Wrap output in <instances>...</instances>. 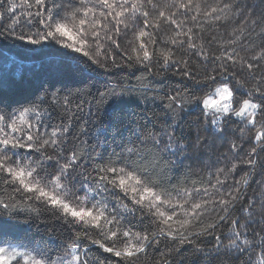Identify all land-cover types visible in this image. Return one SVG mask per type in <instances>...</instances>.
<instances>
[{
  "label": "snow or ice",
  "instance_id": "1",
  "mask_svg": "<svg viewBox=\"0 0 264 264\" xmlns=\"http://www.w3.org/2000/svg\"><path fill=\"white\" fill-rule=\"evenodd\" d=\"M220 29L228 38L206 50L204 33ZM129 32L126 66L155 62L211 92L174 88L166 107L177 116L159 128L132 114L109 128L90 108L74 134L83 96L96 113L126 103L131 90L106 84L94 95L92 81L122 66L115 54ZM24 80L33 96L6 100ZM186 96L202 105V120L187 122L191 138L178 119ZM123 132L120 152L106 158L109 138ZM217 140L235 160L217 153ZM213 155L208 187L168 175ZM241 165L249 171L229 183ZM253 176L264 184V0H0V264H264V190L249 194ZM210 215L218 219L205 224ZM161 244L160 259L150 258Z\"/></svg>",
  "mask_w": 264,
  "mask_h": 264
},
{
  "label": "trees",
  "instance_id": "2",
  "mask_svg": "<svg viewBox=\"0 0 264 264\" xmlns=\"http://www.w3.org/2000/svg\"><path fill=\"white\" fill-rule=\"evenodd\" d=\"M220 33H223L222 37ZM213 36H215V39H213ZM132 38V33L129 32L128 36L121 41L122 49L115 54L116 63L122 66L112 67L110 63V70L92 81V83L96 85V87L92 89L94 95L97 89L103 91L106 84L115 86L118 92L121 89L131 90L125 95L126 103L109 102L101 106V113H96L97 105L93 101V98L91 96H83L81 99L85 101V103H83L82 112L78 114L77 120H74V134L79 132L80 128L83 126V121L89 119L90 108L94 114H102L103 120L109 128L119 127L121 123L128 118L129 114L134 115L140 125L148 128H152L153 125H155L159 128L166 122L171 123L173 117L177 116L176 112H172L166 107L168 103L167 94H170L174 88L182 87L187 84L188 92L191 93L195 90V95L198 97H205L211 92V89H201L200 86H193L191 81L182 80L180 75L175 74V69L164 72L155 62H153L150 68L136 65L134 62L132 67L126 66L127 61L123 53L124 50L128 48V41ZM227 38L228 33L224 29H220L219 31L210 30L204 33L203 43L205 44L206 50H208L209 47H219L222 39L226 40ZM160 39L163 40L166 39V37H161ZM209 41H211V45H209ZM160 46L163 47L162 44ZM192 63L195 64L196 59H193ZM200 74L203 75L202 68ZM243 78L246 79L247 74H245ZM17 79H19V74H17ZM35 91L36 89L27 80H24L14 85L11 89L6 88L5 99L26 102L33 96ZM79 102L80 101L73 100V106ZM201 108L202 105L192 103L189 96L185 97L183 111L178 112V119L183 126L180 130L183 131L185 137L191 138L193 135L192 128L186 126L187 122H195L198 118L202 120ZM237 127V124L230 122L229 131L236 132ZM128 135L127 132H123V138L119 134L116 135L114 140L111 137L109 138L106 158L107 156H111L113 151L117 153L120 152L119 145L122 143V140L126 142ZM236 135H239V133L237 132ZM84 139L86 138L81 137L80 142H78L76 146L79 152L86 153L89 146L83 143ZM227 139H235V136H229ZM237 143H239V141H237ZM249 147V145H245V151H247ZM216 148L217 153L227 154L229 161L236 159L233 153L228 151L227 141L217 140ZM143 152L148 153L152 160H157L160 155L151 145L145 146ZM215 160L216 155H213L210 159L202 157L200 160H185L183 166L180 167L178 171H170L168 175L173 177L174 181L178 180L181 183L188 181L189 186L195 181L196 187H208L210 184L209 172L215 171ZM205 163H207L208 166H205ZM167 166L165 162L160 163L161 168ZM246 171H249L247 166L241 165L236 173L229 177V183L239 180ZM260 180V176L252 177L248 189L250 195L254 192L259 193L261 190H264V184L259 183ZM211 183H215V180H211ZM217 219L215 215L206 216L204 218V223L213 222ZM41 227L43 228L44 225H41ZM48 227L54 229V234L56 235H66L63 231L64 226L59 222L49 221ZM221 228L223 229L222 222ZM217 234H219V231ZM34 235L37 237L39 236V234L36 233H34ZM207 239L211 240L212 237H207ZM166 250L165 246L161 244L158 249L150 250L149 257L158 260ZM101 251L102 250L96 249V254L99 255ZM185 255H189V253ZM138 264H152V259L145 258L139 261Z\"/></svg>",
  "mask_w": 264,
  "mask_h": 264
}]
</instances>
